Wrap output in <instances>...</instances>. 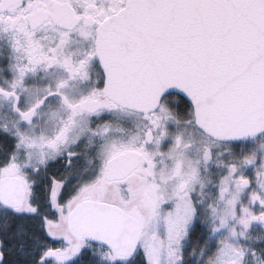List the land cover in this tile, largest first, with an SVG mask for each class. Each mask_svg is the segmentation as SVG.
Masks as SVG:
<instances>
[{"label": "snow or ice", "instance_id": "snow-or-ice-1", "mask_svg": "<svg viewBox=\"0 0 264 264\" xmlns=\"http://www.w3.org/2000/svg\"><path fill=\"white\" fill-rule=\"evenodd\" d=\"M0 264H264V0H0Z\"/></svg>", "mask_w": 264, "mask_h": 264}]
</instances>
